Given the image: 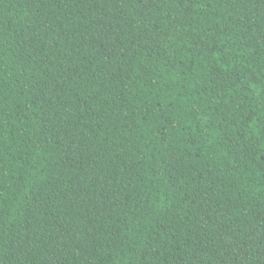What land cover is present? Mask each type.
Wrapping results in <instances>:
<instances>
[{
	"label": "trees",
	"instance_id": "1",
	"mask_svg": "<svg viewBox=\"0 0 264 264\" xmlns=\"http://www.w3.org/2000/svg\"><path fill=\"white\" fill-rule=\"evenodd\" d=\"M0 264H264V0H0Z\"/></svg>",
	"mask_w": 264,
	"mask_h": 264
}]
</instances>
